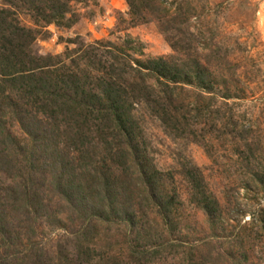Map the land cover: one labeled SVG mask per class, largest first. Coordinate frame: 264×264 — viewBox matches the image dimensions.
Wrapping results in <instances>:
<instances>
[{"label": "rangeland", "instance_id": "374dc122", "mask_svg": "<svg viewBox=\"0 0 264 264\" xmlns=\"http://www.w3.org/2000/svg\"><path fill=\"white\" fill-rule=\"evenodd\" d=\"M0 264H264V0H0Z\"/></svg>", "mask_w": 264, "mask_h": 264}, {"label": "trees", "instance_id": "16d2710c", "mask_svg": "<svg viewBox=\"0 0 264 264\" xmlns=\"http://www.w3.org/2000/svg\"><path fill=\"white\" fill-rule=\"evenodd\" d=\"M7 24V23H6ZM18 30L16 29V32H17ZM10 35H11V37L13 36V35H15V30H14V26H13V30H11L10 32ZM3 34H4V32H3ZM19 39H20V36H19ZM9 39L8 38H5L4 37V43L5 44H7L6 43V41H8ZM4 44V45H5ZM29 88H30V90H31V94H32V96L36 99V101H37V103L38 104H42V107L44 106L45 107V109H46V111H47V113L49 114V115H53L52 113L54 112V108H53V106H52V104L51 103H49L48 104V102L47 101H49V98H50V94H51V96L52 95H55L53 98H57L58 97V93L56 94L55 93V89L57 88V87H51V89H50V92L48 93L47 92V97H46V93H45V91H44V93H45V98H43L42 96H40L39 97V94H38V89L36 88V87H34L33 85H31V86H29ZM66 95V94H65ZM26 96L28 97V95L26 94ZM65 97H70L71 98V96H69V95H66ZM109 97H110V95L109 96H106V95H102V94H95L93 97H91V103H89V105H87V107H89V108H94V111L97 113V111H98V107L101 105V100H102V98H104V99H109ZM76 104H78L77 102H76ZM98 105V106H97ZM75 108H78V106L77 107H75ZM82 108V107H81ZM56 113V112H55ZM114 114H115V112H114ZM132 113H131V111L129 110L128 111V126H129V128L131 129V131L137 136L138 135V133H139V131H140V129H138V127L136 126V124L135 123H133V121H132V115H131ZM54 117H56V115L54 114L53 115ZM96 120V122H97V124H96V126L99 128V129H102L101 127H105L104 126V123L102 122V120H100V118H96L95 119ZM85 121V120H84ZM110 124V123H109ZM125 125H127V124H125Z\"/></svg>", "mask_w": 264, "mask_h": 264}]
</instances>
